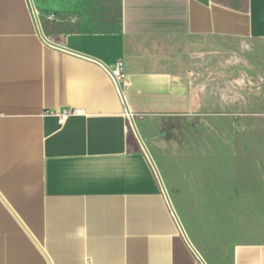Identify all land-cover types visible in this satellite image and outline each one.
I'll list each match as a JSON object with an SVG mask.
<instances>
[{
    "label": "crops",
    "instance_id": "crops-1",
    "mask_svg": "<svg viewBox=\"0 0 264 264\" xmlns=\"http://www.w3.org/2000/svg\"><path fill=\"white\" fill-rule=\"evenodd\" d=\"M219 105L264 120V0H0V264H264L183 134Z\"/></svg>",
    "mask_w": 264,
    "mask_h": 264
},
{
    "label": "rangeland",
    "instance_id": "rangeland-1",
    "mask_svg": "<svg viewBox=\"0 0 264 264\" xmlns=\"http://www.w3.org/2000/svg\"><path fill=\"white\" fill-rule=\"evenodd\" d=\"M222 96L225 93L219 91ZM247 112L235 110L234 117L227 118L219 105L216 118L194 126L186 122L181 134L187 138L190 154L206 166L204 175L211 170L219 178H233L239 191L258 194L264 192V120L255 114L257 109Z\"/></svg>",
    "mask_w": 264,
    "mask_h": 264
},
{
    "label": "built area",
    "instance_id": "built-area-1",
    "mask_svg": "<svg viewBox=\"0 0 264 264\" xmlns=\"http://www.w3.org/2000/svg\"><path fill=\"white\" fill-rule=\"evenodd\" d=\"M53 17V16H52ZM110 72L112 74V77L115 81V84L117 85L118 89L121 91L123 94V86L127 83L125 80V69L124 65L122 62H117L114 67L110 68ZM83 109H65L63 112L60 114L62 118L68 117L72 114H82Z\"/></svg>",
    "mask_w": 264,
    "mask_h": 264
},
{
    "label": "trees",
    "instance_id": "trees-1",
    "mask_svg": "<svg viewBox=\"0 0 264 264\" xmlns=\"http://www.w3.org/2000/svg\"><path fill=\"white\" fill-rule=\"evenodd\" d=\"M174 130H175V126L171 123V120L167 121L163 127V134L165 136H169L172 137L174 136ZM176 134V133H175Z\"/></svg>",
    "mask_w": 264,
    "mask_h": 264
},
{
    "label": "water",
    "instance_id": "water-1",
    "mask_svg": "<svg viewBox=\"0 0 264 264\" xmlns=\"http://www.w3.org/2000/svg\"><path fill=\"white\" fill-rule=\"evenodd\" d=\"M48 41H49V40H48ZM53 44H54V43H53ZM55 45H57V44H55ZM122 92H123V91H122ZM135 131H136V134H137V136L139 137V139H141V137H140V135H139V133H138V131H137L136 128H135ZM141 141H142V140H141ZM142 144H143V147H144L145 151H146L147 154L150 156V158H151V160H152V162H153V164H154V166H155V168H156V165H155V163H154V161H153V159H152L150 153L148 152V150H147L145 144L143 143V141H142ZM156 169H157V168H156ZM159 178H160V180H161V184H162V186H163V189H164L165 193L167 194V191H166V189H165V186H164V184H163V181H162L160 175H159ZM180 225H181V224H180ZM181 228H182V230H183L182 225H181ZM183 232H184V230H183ZM184 233H185V232H184Z\"/></svg>",
    "mask_w": 264,
    "mask_h": 264
}]
</instances>
